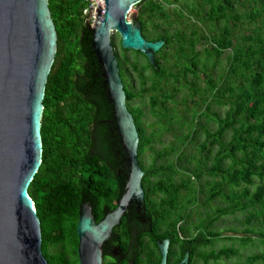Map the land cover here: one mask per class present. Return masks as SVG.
<instances>
[{
	"label": "trees",
	"instance_id": "1",
	"mask_svg": "<svg viewBox=\"0 0 264 264\" xmlns=\"http://www.w3.org/2000/svg\"><path fill=\"white\" fill-rule=\"evenodd\" d=\"M48 5L57 51L43 98L42 161L28 194L47 264H79V208L89 204L97 222L116 207L127 154L82 12L88 2ZM133 7L142 35L164 44L152 64L112 39L139 134L144 208H127L103 262L158 264V242L169 238L168 264L185 253L187 264H216L238 253L211 248L228 237L212 229L227 215L243 216L244 235L230 239L264 244V0H142ZM166 135L172 139L164 143ZM223 264H264V250Z\"/></svg>",
	"mask_w": 264,
	"mask_h": 264
},
{
	"label": "water",
	"instance_id": "2",
	"mask_svg": "<svg viewBox=\"0 0 264 264\" xmlns=\"http://www.w3.org/2000/svg\"><path fill=\"white\" fill-rule=\"evenodd\" d=\"M142 0L97 3L91 45L112 103L117 134L125 150L127 179L116 207L95 221L91 207L79 208L76 233L79 264H105L103 246L131 204L143 209L144 171L138 160L139 134L126 104L124 84L112 42L136 50L154 63L164 40H147L135 4ZM57 51V32L48 0H0V264H47L36 207L28 186L42 161L41 118L46 82ZM167 263L169 238L158 242ZM188 253L177 264H187Z\"/></svg>",
	"mask_w": 264,
	"mask_h": 264
},
{
	"label": "rangeland",
	"instance_id": "3",
	"mask_svg": "<svg viewBox=\"0 0 264 264\" xmlns=\"http://www.w3.org/2000/svg\"><path fill=\"white\" fill-rule=\"evenodd\" d=\"M131 10H132V12L136 11L135 7H133ZM87 13L91 14L92 12L88 11ZM112 38H113L114 42H117L119 40V35L115 32V33H113ZM222 64H224V60H222V62L220 63V65H222ZM150 120H152L151 117L149 119L148 118L146 119L147 122ZM168 139H172V137L170 135H166L162 138V141L165 143ZM162 144L163 143L158 142L155 144V146L160 147ZM149 157H150V155H147V154L145 155L144 164H146V165L148 164ZM200 198H202V196H200ZM217 201L218 200L212 201L211 207L216 206L218 204ZM198 209L200 211V213L198 215L199 216L201 215V217H203L204 216L203 208L199 206ZM208 211H210V209ZM193 212H194V210H193ZM193 217H195V218H193V220L197 221L198 216H196V213H193ZM242 217L243 216L241 214L236 215L237 219L232 215H227V216L222 217L219 221L215 222V224L212 226V229L218 230L221 232V234L224 237H226V236H228V237L223 238V239H217L211 248L218 249L221 246H231L232 248L238 249L237 254L232 255L230 258L222 257L216 262V264L234 263L236 261H243L248 254L259 252L260 250H264V244L260 243V240L258 239V237H256L255 244H253V245L248 244L247 246H242L239 244L238 240H234V239L229 238L230 236L244 235L243 231H242L244 226L241 224ZM252 237H255V236L252 235ZM208 248H210V247H208ZM208 264H213V262L209 261Z\"/></svg>",
	"mask_w": 264,
	"mask_h": 264
},
{
	"label": "built area",
	"instance_id": "4",
	"mask_svg": "<svg viewBox=\"0 0 264 264\" xmlns=\"http://www.w3.org/2000/svg\"><path fill=\"white\" fill-rule=\"evenodd\" d=\"M88 2V5L83 8L82 12L85 15V21L89 24L92 25L95 20V10L97 3L100 2V0H85ZM88 11H91L92 13H87Z\"/></svg>",
	"mask_w": 264,
	"mask_h": 264
},
{
	"label": "bare ground",
	"instance_id": "5",
	"mask_svg": "<svg viewBox=\"0 0 264 264\" xmlns=\"http://www.w3.org/2000/svg\"><path fill=\"white\" fill-rule=\"evenodd\" d=\"M100 1H102V0H100Z\"/></svg>",
	"mask_w": 264,
	"mask_h": 264
},
{
	"label": "flooded vegetation",
	"instance_id": "6",
	"mask_svg": "<svg viewBox=\"0 0 264 264\" xmlns=\"http://www.w3.org/2000/svg\"><path fill=\"white\" fill-rule=\"evenodd\" d=\"M137 210H139V209H137Z\"/></svg>",
	"mask_w": 264,
	"mask_h": 264
},
{
	"label": "clouds",
	"instance_id": "7",
	"mask_svg": "<svg viewBox=\"0 0 264 264\" xmlns=\"http://www.w3.org/2000/svg\"><path fill=\"white\" fill-rule=\"evenodd\" d=\"M34 202V201H33Z\"/></svg>",
	"mask_w": 264,
	"mask_h": 264
}]
</instances>
